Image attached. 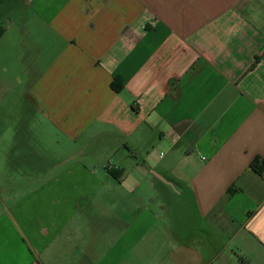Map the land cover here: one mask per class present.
<instances>
[{
	"label": "crops",
	"instance_id": "obj_1",
	"mask_svg": "<svg viewBox=\"0 0 264 264\" xmlns=\"http://www.w3.org/2000/svg\"><path fill=\"white\" fill-rule=\"evenodd\" d=\"M255 159L264 0H0V264H264Z\"/></svg>",
	"mask_w": 264,
	"mask_h": 264
},
{
	"label": "trees",
	"instance_id": "obj_2",
	"mask_svg": "<svg viewBox=\"0 0 264 264\" xmlns=\"http://www.w3.org/2000/svg\"><path fill=\"white\" fill-rule=\"evenodd\" d=\"M258 60V59H257ZM256 63V62H255ZM254 66H255V64H254ZM253 66V67H254ZM110 87H111V89L113 90V91H115V92H118V91H120L121 89H122V85L119 83V80H117V79H114L113 80V82L110 84ZM263 167H264V162L263 161H259L258 159H255V160H253L252 162H251V164H250V168L253 170V171H255V172H257V173H261L262 172V170H263ZM120 174H118V173H116V172H111V176L113 177V178H115L116 180H119V178L121 177V176H119Z\"/></svg>",
	"mask_w": 264,
	"mask_h": 264
},
{
	"label": "rangeland",
	"instance_id": "obj_3",
	"mask_svg": "<svg viewBox=\"0 0 264 264\" xmlns=\"http://www.w3.org/2000/svg\"><path fill=\"white\" fill-rule=\"evenodd\" d=\"M11 16H13L15 14L14 11L11 10V12L9 13ZM5 24V23H4Z\"/></svg>",
	"mask_w": 264,
	"mask_h": 264
}]
</instances>
